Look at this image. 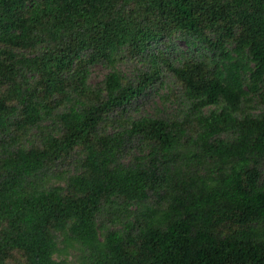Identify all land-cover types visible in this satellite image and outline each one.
Instances as JSON below:
<instances>
[{"label":"trees","instance_id":"1","mask_svg":"<svg viewBox=\"0 0 264 264\" xmlns=\"http://www.w3.org/2000/svg\"><path fill=\"white\" fill-rule=\"evenodd\" d=\"M0 264H264V0H0Z\"/></svg>","mask_w":264,"mask_h":264},{"label":"rangeland","instance_id":"2","mask_svg":"<svg viewBox=\"0 0 264 264\" xmlns=\"http://www.w3.org/2000/svg\"><path fill=\"white\" fill-rule=\"evenodd\" d=\"M177 51L181 52L185 55V52H190L187 44L184 42V39H180L177 41ZM172 57L173 55L170 54ZM119 68L125 72L126 76H129L131 78L135 77L138 73V68L134 66L126 67V62L125 61H120L118 64ZM105 67H103L101 64H96L91 67L92 69V75H91V80L93 82L98 81L102 78L103 73L105 72ZM169 74L165 76L166 81L170 80L169 79ZM165 94L164 89L157 90V86L149 87L145 90V96L142 99L143 104L139 106L140 112L145 113H155V107L159 110L157 112L158 115L167 117L169 115H173L177 113V108L176 106L172 107V105L167 102V103H162L160 101V96ZM138 103V102H137ZM135 106L137 104H134ZM143 109V110H142Z\"/></svg>","mask_w":264,"mask_h":264}]
</instances>
